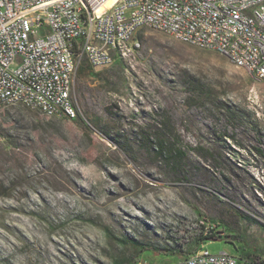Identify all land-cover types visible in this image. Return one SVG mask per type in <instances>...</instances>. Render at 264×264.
<instances>
[{
  "label": "rangeland",
  "instance_id": "374dc122",
  "mask_svg": "<svg viewBox=\"0 0 264 264\" xmlns=\"http://www.w3.org/2000/svg\"><path fill=\"white\" fill-rule=\"evenodd\" d=\"M135 42L106 68L80 64L75 119L0 110V264H169L211 231L210 252L264 261V82L160 32ZM215 100L242 110L246 126L226 129ZM164 113L198 149L187 181L97 133L107 125L133 140L148 114Z\"/></svg>",
  "mask_w": 264,
  "mask_h": 264
},
{
  "label": "built area",
  "instance_id": "2783aa9c",
  "mask_svg": "<svg viewBox=\"0 0 264 264\" xmlns=\"http://www.w3.org/2000/svg\"><path fill=\"white\" fill-rule=\"evenodd\" d=\"M102 1L0 0V110L19 106L75 119L80 64L110 66L139 46L143 29L215 52L264 82V0H117L98 14ZM169 264H238V258L205 245Z\"/></svg>",
  "mask_w": 264,
  "mask_h": 264
},
{
  "label": "trees",
  "instance_id": "16d2710c",
  "mask_svg": "<svg viewBox=\"0 0 264 264\" xmlns=\"http://www.w3.org/2000/svg\"><path fill=\"white\" fill-rule=\"evenodd\" d=\"M188 86L191 88L193 87L192 91L190 92L191 97L194 99L192 100L197 104L204 103L206 100L205 94L194 88V85L192 86L189 84ZM214 103H216L215 105L220 109V111L223 112L224 119L226 121V129L229 128L232 130H237L238 128H244L246 126L244 112L238 107H234L219 100H215ZM148 115V117L144 118L142 125L133 129V140H130L131 138L128 137L129 135L125 136L120 131L115 132L114 129L108 128L107 125L99 127L97 133L101 136V138L112 144L117 150L126 156L131 157L138 151L152 154V156L159 160L164 167L170 169V174L173 177L180 181H187L190 178V157L193 155H198V149L190 148L187 144L182 142L175 129V126L171 121V118L167 115V113L159 114L156 117H152L151 114ZM114 116L115 114L109 117L116 121ZM254 133V135H261V133L258 131H254ZM224 136L234 141L235 144H238V142L234 140L235 137L228 135ZM259 151L260 150L257 152ZM4 195L8 196V194ZM211 239H214V234L212 231L209 234L206 233L205 237L200 238L194 249L187 252L183 258L196 253ZM236 256L238 258V264H252L254 262L241 258V255L237 254Z\"/></svg>",
  "mask_w": 264,
  "mask_h": 264
},
{
  "label": "bare ground",
  "instance_id": "6f19581e",
  "mask_svg": "<svg viewBox=\"0 0 264 264\" xmlns=\"http://www.w3.org/2000/svg\"><path fill=\"white\" fill-rule=\"evenodd\" d=\"M117 0H103L102 2H101V4L99 5V7H98V9H97V13L98 14H102L103 12H105L106 10H109V9H111L113 6H114V4H115V2H116ZM18 209V208H17ZM21 211V210H20ZM102 214V213H101ZM119 221V220H118ZM12 222H14V221H12ZM124 222V221H123ZM134 222V221H133ZM9 223V222H8ZM14 223H16V222H14ZM17 224H18V222H17ZM17 224H15V225H17ZM125 224H126V222H125ZM124 224V225H125ZM130 224V223H129ZM20 225V224H19ZM127 225V224H126ZM11 226V225H10ZM18 226V225H17ZM130 226V225H129ZM21 228H23V227H21ZM1 231V230H0ZM4 232H6V231H4ZM27 232V231H26ZM10 235V234H9ZM6 236V235H5ZM30 236H31V234H30ZM92 237V236H91ZM101 238V237H100ZM32 239V238H31ZM84 239V238H83ZM85 240V239H84ZM86 241V240H85ZM16 244H18V243H16ZM42 244V243H41ZM4 245V244H3ZM85 245H87L86 243H85ZM90 245V244H89ZM92 245V244H91ZM90 245V246H91ZM46 246V245H45ZM4 247V246H3ZM48 247V246H47ZM50 247V246H49ZM41 248V247H40ZM52 248V247H51ZM93 248V247H92ZM54 249V248H53ZM94 249V248H93ZM49 251V250H48ZM57 251V250H56ZM83 251V250H82ZM45 252V251H44ZM64 252V251H63ZM56 253V252H55ZM69 254V253H68ZM45 255V254H44ZM67 255V254H66ZM53 257V256H52ZM86 257V256H85ZM87 257H88V255H87ZM86 257V258H87ZM25 258V257H24ZM23 258V259H24ZM61 258V257H60ZM56 261V260H55ZM24 263V262H23ZM26 263V262H25ZM45 263H47V262H45ZM48 264V263H47ZM57 264V263H56ZM60 264V263H59ZM79 264V263H78Z\"/></svg>",
  "mask_w": 264,
  "mask_h": 264
}]
</instances>
